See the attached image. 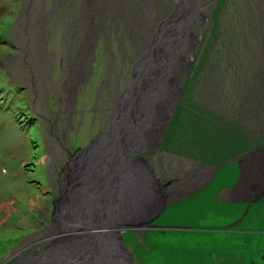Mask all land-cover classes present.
<instances>
[{"label":"rangeland","instance_id":"1","mask_svg":"<svg viewBox=\"0 0 264 264\" xmlns=\"http://www.w3.org/2000/svg\"><path fill=\"white\" fill-rule=\"evenodd\" d=\"M81 2L0 0V264L33 260L52 225L72 223L61 208L67 174L78 150L106 130L139 56L124 19L109 12L93 19L92 49L73 66ZM198 11L194 57L163 121L150 127L161 132L170 115L161 146L147 152L198 167L180 186H204L178 191L153 221L160 229L121 238L134 264H264V193L232 211L216 199V190L234 188L238 160L204 182L210 167L264 150V0H208Z\"/></svg>","mask_w":264,"mask_h":264},{"label":"bare ground","instance_id":"2","mask_svg":"<svg viewBox=\"0 0 264 264\" xmlns=\"http://www.w3.org/2000/svg\"><path fill=\"white\" fill-rule=\"evenodd\" d=\"M167 2L164 3L163 0H136L133 2L134 6L133 4H126L125 0H82L83 18L80 24L84 27V35L79 42L78 52L76 55L74 54L73 58V66L80 65L82 68L81 64L86 61L89 51L92 49L91 46L94 44L92 38L94 33L92 21L94 18L98 20L109 12L112 13H109L108 16L122 17L128 28L130 40L137 48L139 56L132 64L134 68L132 87L135 89L131 93L127 92L121 98L122 100L119 98L117 101L131 103L132 110L136 111L138 116L144 115L147 111L152 121L160 118L164 113L163 105L167 102L170 103L180 89L179 85L183 79L182 73L194 57L192 52L188 51L197 42L195 39L197 28L195 29V27L203 21L202 18L204 19V13L198 11V8L207 3L208 0H178L176 3L167 0ZM200 2L202 5L198 6ZM184 32L186 33L183 34ZM158 70L159 73H157ZM72 71L76 72L77 69L74 68ZM73 76L74 73L72 72L71 78ZM147 84L150 85L148 90H145ZM116 107L113 114L117 112ZM119 107L122 106L119 105ZM108 122L106 130L111 129L113 137L117 123L114 117H111ZM114 145L112 144V147ZM103 147L93 148L91 156L83 155L74 162L73 166L80 167L81 170L84 167L89 168L91 171L89 177L97 170L100 171L94 175L104 173L102 169L105 166L106 155L95 151ZM80 189L85 191L88 188L82 186ZM99 194L103 198L107 195L102 190H99ZM81 196L84 197L85 194ZM66 199L69 201L71 198L69 199L67 195ZM86 206V199L75 200L74 204L64 203L61 207L62 212L74 217L72 225H65V227L52 225L48 229V236L45 238L47 245L41 255L33 260L27 258L19 264H106L103 262L106 254L99 244L95 245V241L90 237L84 239L85 232L76 226V223L83 224L84 221L86 222V220H82L83 216L79 215L83 209L85 211ZM107 219L110 220L109 217Z\"/></svg>","mask_w":264,"mask_h":264},{"label":"water","instance_id":"3","mask_svg":"<svg viewBox=\"0 0 264 264\" xmlns=\"http://www.w3.org/2000/svg\"><path fill=\"white\" fill-rule=\"evenodd\" d=\"M199 5H202V2L198 3ZM133 69L121 94L122 96H119L120 100L127 92L131 93L135 89L132 87ZM149 85L145 86V90H148ZM120 100L116 104L117 112L111 116L114 117L117 123L113 137L111 129H107L103 133H96L88 146L76 153L80 157L83 155L91 156L93 148L104 146L96 150V152L99 151V153L106 155L105 166L102 169L104 173L94 175L100 171L97 170L89 177L91 172L89 168L84 167L81 170L80 167L77 168L74 165L69 171L70 174L69 172L67 174V176L69 175L68 178L71 179V183H69L71 191L68 192V195L73 192V196L71 199L69 198L68 203L74 204L75 200L81 201L82 199L87 201L85 211L83 209L79 214L83 216L82 220H86V222L84 221L83 224L76 223V226L85 231L84 239L90 237L95 241V245L99 244L106 254L103 258V262L106 264H134L133 253L124 245L121 234L131 229H160L153 221L159 217L169 203L167 196L164 194V188L169 182L161 183L149 164H146L141 156L156 146H161L160 141L170 115H168L161 132L152 130L150 127L155 125L156 122L163 121L162 118L165 113L158 120L152 121L147 111L144 115L138 116L136 111L132 110L131 103H122ZM119 105L122 107H119ZM156 141L157 145L155 146ZM112 144L115 145L112 147ZM234 160H238L240 175L233 190L238 189L239 192H244L247 196L249 194L248 189H251L248 186L251 185V187L261 189V196L264 193V150L256 149L255 154L251 151L229 158L213 166L212 170L216 171L222 164ZM82 186L88 189L81 190L80 187ZM99 190H102L105 194L107 193L108 196L106 195L103 198L99 194ZM82 194H85V196L82 197ZM61 197L59 198L61 199ZM234 201L245 202L247 200L246 198H236L231 202ZM69 216L71 214L66 215V217ZM65 223L72 225L67 221ZM73 225L75 226V224Z\"/></svg>","mask_w":264,"mask_h":264},{"label":"flooded vegetation","instance_id":"4","mask_svg":"<svg viewBox=\"0 0 264 264\" xmlns=\"http://www.w3.org/2000/svg\"><path fill=\"white\" fill-rule=\"evenodd\" d=\"M264 149V148H263ZM246 151V150H244ZM143 159L145 160L146 164H149L151 169L154 171L156 176L160 179L161 183L169 182L168 185L164 188V194L167 196L168 200H173L177 197V193L180 190H187V194L191 196L192 191L195 189H201L204 185H196V186H180L183 184H191L193 177L197 175L195 172L198 167L193 165H186L184 166L182 163L168 161L165 159L159 152L156 155L152 152H147V154L143 155ZM201 166V165H200ZM213 167L208 169V175L206 176L204 182L206 181L207 177L212 176V174H216L217 171L212 170ZM215 172V173H214ZM164 181V182H163ZM251 189H248L249 194H243L238 191V189L234 190L240 193L237 199H245L246 202H256L260 197V193L262 192L259 188H254L253 186L249 185ZM194 189V190H193ZM263 198V197H262ZM261 198V199H262ZM47 203V202H45ZM45 209V206H44Z\"/></svg>","mask_w":264,"mask_h":264},{"label":"crops","instance_id":"5","mask_svg":"<svg viewBox=\"0 0 264 264\" xmlns=\"http://www.w3.org/2000/svg\"><path fill=\"white\" fill-rule=\"evenodd\" d=\"M194 190V189H193ZM200 189H195L192 191L191 194H194L198 192ZM223 193L218 192V190L215 191L217 194L216 199L219 201H225L227 203V206L229 207L230 211L235 210V209H240L243 208V205H241V202H231L236 198H240L238 192L234 191L233 189H222ZM198 197H194V200H196ZM243 203V202H242ZM234 208V209H233Z\"/></svg>","mask_w":264,"mask_h":264},{"label":"trees","instance_id":"6","mask_svg":"<svg viewBox=\"0 0 264 264\" xmlns=\"http://www.w3.org/2000/svg\"><path fill=\"white\" fill-rule=\"evenodd\" d=\"M233 132L236 133L235 130H234ZM236 135H237V134H236Z\"/></svg>","mask_w":264,"mask_h":264}]
</instances>
